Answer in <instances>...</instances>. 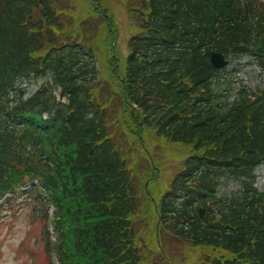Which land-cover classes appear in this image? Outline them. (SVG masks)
<instances>
[{
	"label": "trees",
	"instance_id": "1",
	"mask_svg": "<svg viewBox=\"0 0 264 264\" xmlns=\"http://www.w3.org/2000/svg\"><path fill=\"white\" fill-rule=\"evenodd\" d=\"M50 1L0 0V196L40 178L58 209L46 253L59 264L155 261L134 221L139 205L148 220L158 216L161 227L207 249L211 264H264V193L254 187L264 162V86L231 81L209 62L212 50L252 55L264 81V1L138 0L139 32L124 58L111 54L112 33L86 48L61 27V40ZM37 10L49 27L31 20ZM98 62L113 65L130 133L146 127L191 148L156 214L158 194L142 202L141 177L107 137L106 103L93 99ZM30 73L45 82L23 98L12 83ZM221 179L238 186L219 193Z\"/></svg>",
	"mask_w": 264,
	"mask_h": 264
},
{
	"label": "rangeland",
	"instance_id": "2",
	"mask_svg": "<svg viewBox=\"0 0 264 264\" xmlns=\"http://www.w3.org/2000/svg\"><path fill=\"white\" fill-rule=\"evenodd\" d=\"M138 0H101V8L105 17H109L112 25H108L104 19V25L96 19L89 27H94V34L90 40L98 42L104 39L108 27H117L118 48L117 53L123 56L126 51L127 39L139 30L138 16L133 5H137ZM67 6L64 5L63 13H67ZM108 72V71H106ZM233 74H238L248 85L258 82L256 80L255 70L240 65V70L234 67ZM30 90L35 88V82H29ZM107 101V97L105 98ZM123 122V116L119 115ZM118 122V120H117ZM144 142L147 147L161 161L162 176L171 179L174 174L182 168L184 159L191 152L189 146L182 144H171L154 134V131L144 136ZM257 187L264 190V164L257 169ZM234 187L232 181L223 182L221 191L230 190ZM34 201H28L21 196L9 209H3L0 212V264H42L45 257H41L40 233L43 223L39 218H32L31 206ZM140 223L139 234L142 237V213L138 214ZM153 225V223H152ZM173 242L174 254L180 259L176 264H206L208 250L192 244L183 242L173 235H170ZM169 256H174L168 252ZM189 258V260H187ZM209 264V262L207 263Z\"/></svg>",
	"mask_w": 264,
	"mask_h": 264
},
{
	"label": "water",
	"instance_id": "3",
	"mask_svg": "<svg viewBox=\"0 0 264 264\" xmlns=\"http://www.w3.org/2000/svg\"><path fill=\"white\" fill-rule=\"evenodd\" d=\"M212 61H213V65L215 67H222V66H224L226 64V62L221 57V55L220 54H216V53L212 54Z\"/></svg>",
	"mask_w": 264,
	"mask_h": 264
}]
</instances>
